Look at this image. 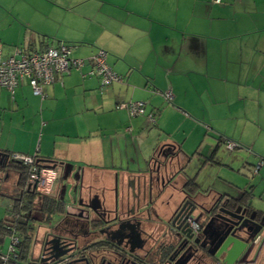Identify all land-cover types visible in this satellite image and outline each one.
I'll list each match as a JSON object with an SVG mask.
<instances>
[{"label":"crops","instance_id":"crops-1","mask_svg":"<svg viewBox=\"0 0 264 264\" xmlns=\"http://www.w3.org/2000/svg\"><path fill=\"white\" fill-rule=\"evenodd\" d=\"M60 43L84 64L42 86L43 98L27 80L12 93L0 87L1 154L60 165L52 193L66 206L80 186L106 189L112 205L114 180L146 175L165 148L175 154L165 173L171 188L154 204L158 215L173 210L183 189L199 203L225 198L264 218V0H0L4 57ZM97 49L107 53L120 83L101 87L86 76ZM131 101L145 104L144 116L115 108ZM18 128L46 130L33 149L16 144L24 140ZM223 141L236 147L228 150ZM57 215L28 222L30 245ZM254 242L244 264H264V226Z\"/></svg>","mask_w":264,"mask_h":264},{"label":"flooded vegetation","instance_id":"flooded-vegetation-1","mask_svg":"<svg viewBox=\"0 0 264 264\" xmlns=\"http://www.w3.org/2000/svg\"><path fill=\"white\" fill-rule=\"evenodd\" d=\"M163 154L166 155L165 152ZM5 161V157L0 156V195L24 203L27 200L25 192H31L32 189L27 191L24 179L23 185L19 186L18 175L12 186L7 184L10 158ZM47 167L50 168V165ZM165 173L158 175L153 165L144 176L128 178L120 183L117 179L114 180L111 189L112 205L108 203L106 189L94 191L91 187H85L83 194L84 190L82 191L80 186L79 195L75 199L77 202L68 205L57 215L60 219L58 222L62 225L60 232L38 228L45 229L39 251L37 255L31 252L26 264H221L214 258L218 222L221 218H229L226 214L234 213L240 206V223L247 226L246 220L253 212L244 204H234L225 198H215L207 204H202L191 194L193 202L200 205L207 214L201 210L190 213L188 205H185L187 192L184 193L182 189V196L173 210L164 211L165 217L160 216L154 204L162 193L171 188L170 176ZM56 180L57 175L48 194H36L53 195L60 201L57 192L52 193ZM34 192L33 190L31 193ZM172 192L167 196L169 200L174 197ZM188 213L190 214L185 223L190 232L181 235L185 230L181 231L183 223L180 219ZM176 215L179 216L180 223L173 222ZM190 218L197 224V233L189 226ZM232 221L235 222V219ZM253 221L260 224L262 218L255 214ZM207 223H210L209 228L204 231ZM190 235V240L185 239V236ZM46 237L55 242L43 246L42 242ZM37 239L36 236V241ZM248 255L241 264L246 263Z\"/></svg>","mask_w":264,"mask_h":264},{"label":"built area","instance_id":"built-area-1","mask_svg":"<svg viewBox=\"0 0 264 264\" xmlns=\"http://www.w3.org/2000/svg\"><path fill=\"white\" fill-rule=\"evenodd\" d=\"M214 3H220V0H213ZM73 47L67 44H58L55 47H48L42 51L24 53L15 49L11 56L4 57L0 49V87L7 89L11 93L14 88L23 80H27L34 95L43 98L42 86L52 85L60 80L63 75L71 70H77L84 64V60L73 58L71 53ZM91 69L86 76L96 77L101 87H107L113 83H120L122 79L115 74L107 65V53L102 49L89 58ZM167 102H171L172 94L170 91L161 93ZM117 110H125L130 118L144 116L145 104L143 102L131 101L117 104ZM150 123H154L153 114L146 115ZM228 150L236 147L235 143L223 141ZM10 160L24 167L25 177L24 185L33 189L37 193L48 194L56 173L49 167H42L36 162L34 156L22 154H11ZM16 218L15 215H12ZM190 228L197 233L198 227L193 219H188ZM19 238L16 235L10 236V244L6 253L1 254L2 264H17V246Z\"/></svg>","mask_w":264,"mask_h":264},{"label":"water","instance_id":"water-1","mask_svg":"<svg viewBox=\"0 0 264 264\" xmlns=\"http://www.w3.org/2000/svg\"><path fill=\"white\" fill-rule=\"evenodd\" d=\"M0 156H4L6 160L5 162H7L9 158L8 155L0 153ZM171 158V156L169 157L168 155H164L163 152L157 155L153 165L155 167V172L158 175L161 172L164 173L168 171L171 165ZM39 161L40 160H36L37 163H39ZM56 166L57 164H53L50 165V168L55 169ZM27 191H30V189L27 188ZM31 192H33V189L31 190ZM186 196L188 197V199L185 202V205H188L190 213H193L195 210H201L202 212L207 214V211L201 208V206L198 205L195 201L193 202L191 193L187 192ZM240 209L241 207L238 206L234 213L226 214L229 218H221V221L218 222L216 226L215 234L217 236V243L215 246L214 258L221 264H237L242 262L243 259H245V257L253 250V247L255 245L254 240L264 226V218H262L260 224H257L255 221H253V216L255 215L254 212L252 213L251 217L246 220V225L248 227L243 225V223H240L241 217L238 216ZM190 213L180 219L183 223L181 231L185 230L184 232H181V235H186V232H190V229L187 228V224L185 223V220ZM178 217L179 216L176 215L173 220L174 223L175 221H178L180 223ZM232 219H235V222H233ZM209 225L210 223H207L205 225L204 231L209 228ZM179 228L180 227H178V229ZM191 238L192 235L185 236V239L187 240H190ZM52 242H55V240H48L46 237L45 239H43L42 243L43 246H46L51 244Z\"/></svg>","mask_w":264,"mask_h":264},{"label":"trees","instance_id":"trees-1","mask_svg":"<svg viewBox=\"0 0 264 264\" xmlns=\"http://www.w3.org/2000/svg\"><path fill=\"white\" fill-rule=\"evenodd\" d=\"M48 47H45L44 49ZM31 52H34V51H31ZM71 56H72V53H71ZM162 152H165L166 155H168L169 157L175 154L173 151L169 153V151H167L165 148L160 150V153ZM157 153L158 152H156V154ZM9 156L10 154H8V157ZM155 158L156 156L153 158V161L155 160ZM8 168L13 169L14 172L19 176L18 177L19 186H22L23 179H24L23 166L10 160ZM185 186L192 188L194 184L192 182H188L185 184ZM25 193L27 195L26 202L21 203V202H18L17 200H14L12 202V207L10 211H12V214L15 215L16 218H13V219L6 218L3 220H0V248L3 242V238L7 235L8 236L16 235L18 236V238L21 239L17 246L18 247V252H17L18 261L24 260L26 258L28 254L29 246L32 242L34 227L32 224H29L28 222L30 221L34 222L36 220H47L52 214L56 213L57 211L61 214L63 210L67 208V206L63 202L58 201L53 195H50V196L39 195V194H36V192L34 193L25 192ZM236 202L237 201H233V203H236ZM35 212L39 215L38 217L39 219L34 217ZM1 254L2 253L0 251V256ZM0 264H2L1 260H0Z\"/></svg>","mask_w":264,"mask_h":264},{"label":"rangeland","instance_id":"rangeland-1","mask_svg":"<svg viewBox=\"0 0 264 264\" xmlns=\"http://www.w3.org/2000/svg\"><path fill=\"white\" fill-rule=\"evenodd\" d=\"M33 112H34V111H33ZM34 113H35V112H34ZM14 119H15V121H19V120L21 119L20 114H16V115L14 116ZM20 129H21V128H18L17 131H19V132H17V131H16V132H17L18 134H20L21 137H22L24 140L18 139V140L16 141V144H23L24 142H26L27 144H29V142H30V143H33V144H34L33 149L39 144V143H38V142H39V139H40L41 137L44 136V134H45L44 131L46 130V129H44V128H43L42 130L35 129L34 132H31V133H30V129L25 128V129H23V132H24V133L29 132V135L24 136L25 134L22 133V132H20ZM13 134H15V132H13ZM248 147H249V146H248ZM248 151H251V149H248ZM37 160H38V159H37ZM68 167H70V166H68ZM71 167H72V168H75V167H77V166H72V165H71ZM71 167H70V168H71ZM205 168H206V167H205ZM207 168L209 169V167H207ZM207 168H206V169H207ZM54 171L60 175V166L57 165V166L55 167ZM206 174H207V175H206V180H209L210 178H212V173H211V172H207ZM7 175H8V177H7V184H9L10 186H12V185H13V182H15L16 176H15L14 173H11V172H8ZM250 175H251V172H250ZM204 182H205V180H204ZM59 184H60V183H59ZM59 184H58V185H59ZM56 191H57V190H56ZM85 191H86V190L84 189L83 194L85 193ZM54 192H55V191H54ZM61 197L64 198V200H67V199H68V198L63 197V196H61ZM72 202L75 203V202H77V201H75V198H72ZM11 203H12L11 198H9V197H7V196H2V195H0V220H3V219H6V218H9V217H10V216H9V211H10ZM8 216H9V217H8ZM59 220H60V219H59ZM59 220L54 219L50 225H48L47 227H45L46 230L49 229V230H51V231L54 232V233H56L57 231L60 232V229H61V226H62V225H60V223L58 222ZM64 224H65V223H64ZM65 225H66V224H65ZM42 227H43V226H42ZM43 231H44V230H43ZM42 237H43V234H41V235L39 236V238L37 239V241H36V237H35L34 242H33L32 245H30V247H29V250H28V253H29V254H31V252H34V255H37V253H38V251H39V248H40V245H41V239H42ZM35 242H36V243H35ZM9 244H10V236L7 235V236H5V237L3 238V242H2V245H1V248H0V251H1L2 254L6 253ZM19 264H24V263H21V262H20ZM25 264H26V263H25Z\"/></svg>","mask_w":264,"mask_h":264}]
</instances>
